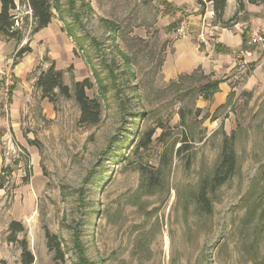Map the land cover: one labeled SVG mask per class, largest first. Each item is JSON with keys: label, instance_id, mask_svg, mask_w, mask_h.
Here are the masks:
<instances>
[{"label": "rangeland", "instance_id": "rangeland-1", "mask_svg": "<svg viewBox=\"0 0 264 264\" xmlns=\"http://www.w3.org/2000/svg\"><path fill=\"white\" fill-rule=\"evenodd\" d=\"M248 4L231 26L246 25ZM168 9L162 0H78L83 30L70 13L63 23L54 12L49 30L41 29L38 38L28 8L14 10L23 42L32 38L44 51L28 81L49 67L53 55L69 87L90 79L86 93L100 100L102 112L96 124L81 125L73 98L57 95L50 102L34 80L12 118L8 94L1 107L0 264H20L19 245L6 240L11 220L24 225L17 237L27 240L33 264H74L77 227L93 264H264V48L245 68L234 67L239 78L232 80L236 89L227 102H203L192 90L209 73L196 71L192 79L175 82L177 77L175 84L163 79L174 32L168 25L179 18L172 20ZM66 23L99 48L90 41L83 42L84 50L76 46ZM104 60L116 77L108 75ZM254 65L260 72L245 87ZM91 67L107 87L104 97ZM230 137L236 169L208 194L207 214L196 192L212 176ZM46 230L67 247L64 260L54 259Z\"/></svg>", "mask_w": 264, "mask_h": 264}, {"label": "trees", "instance_id": "trees-1", "mask_svg": "<svg viewBox=\"0 0 264 264\" xmlns=\"http://www.w3.org/2000/svg\"><path fill=\"white\" fill-rule=\"evenodd\" d=\"M0 0V35L14 40L16 47L23 40V33L21 31V27L15 26V15L14 10H16L20 5H23L28 8L30 11V15L33 19L34 26L31 30L32 34L38 32L39 30L45 28L49 25L51 20L54 17V12H56L59 18L64 23V13H70L74 18V23L76 22L79 27L83 30L81 26L79 12H77V2L78 0H66L65 6L62 4V0ZM165 8H171L170 3L166 0H162ZM236 2V12L229 19H224V10L226 7V0H198V4L201 8L204 7L206 3H210L212 5L213 17L211 24L218 25L223 28H228L232 25V23L237 22L236 16L238 13L245 12L244 3L245 0H235ZM246 2L250 4H260L264 3V0H246ZM82 6V4H81ZM168 10L166 12H168ZM165 12V11H164ZM74 23H66L64 26L66 33L74 40L76 46L80 49L84 50V41H90L97 48H99V44L94 41L91 37H88L86 34L77 37L75 33V25ZM176 22L169 24V30H174L176 27ZM74 26V27H72ZM78 28V27H76ZM249 30H244L242 33V44L241 48L243 49H252L254 47L248 46L247 36L249 34ZM214 48L216 51L224 49L219 43L214 44ZM30 47L28 44L22 45L17 48L16 53L14 55V59L12 62V66L17 63V59L21 58L24 54L30 52ZM126 63L129 62V58L123 56ZM161 64V61H160ZM107 71L108 75L111 77H116L113 73V69L106 65V61L104 60L102 63ZM92 73L96 78V82L98 84V89L101 97H104L107 93V87L103 83L100 78L99 71L91 67ZM196 71H202L200 68H196L190 74H182L178 76V80L175 82H179L180 80H189L193 78V74ZM206 80L203 83H200L196 87L193 88L195 98L201 97L204 100H211L214 93L218 91V85L220 83V79H215L212 77V74L209 73ZM173 80H171L170 84H175ZM34 86L40 91L41 97L47 99L50 102H54L57 95H61L65 98H73L79 108V119L78 122L81 125H94L96 124L101 117L102 112V104L98 98H90L86 90L92 87V83L89 78H84L80 81H73L72 88L64 83L62 77V71L55 68L54 62H51L47 69L41 70L36 79ZM13 86L10 89L12 91ZM117 91V89H116ZM179 112L181 114V118L184 119L186 114L180 109ZM158 127L163 128L162 125H158ZM231 137L224 141L220 159L218 165L213 171V174L208 179H204L201 181L199 188L196 192V203L199 206V209L204 213L209 214L211 212L212 204L209 200L208 194L217 190L220 186L226 183L230 177L233 175L236 169V154L233 149ZM113 158H118L116 155ZM0 188H3V183L0 182ZM25 233L24 225L17 220H11L8 223L7 232H6V240L11 243H17L20 247V264H33L34 256L32 252L29 250L27 240L23 238H18V234ZM74 235V245L73 250L75 254L76 261L74 264H93L90 260L87 259L84 251V246L80 242V232L77 227L73 233ZM46 243L49 250L54 252V259L64 260V252L67 251V247L62 245L61 242L57 239V236L50 233L48 230L45 231ZM6 264V263H3Z\"/></svg>", "mask_w": 264, "mask_h": 264}, {"label": "crops", "instance_id": "crops-1", "mask_svg": "<svg viewBox=\"0 0 264 264\" xmlns=\"http://www.w3.org/2000/svg\"><path fill=\"white\" fill-rule=\"evenodd\" d=\"M18 3L17 0H15ZM171 4L173 10L170 13L172 20L174 16H177L180 11L187 13L192 20L193 30L192 33L183 38H177L174 32L169 34L172 38L170 46L166 48L164 60L162 63V75L166 81L176 79L179 75L190 74L196 68H200L206 73H211L215 79H220L218 85V91L214 93L210 103L213 106H220L227 102L228 96L234 92L236 86L233 84L238 75L234 74V64L232 62L233 54L236 50L241 48L242 44V33L244 30L248 32L257 30L258 28L264 27V5L248 4L246 7L247 12L250 15V19L245 23L246 25L241 26L240 23L234 24L228 28H223L218 25H214L211 33V44L207 47L200 46L196 41V32L201 23V19L205 17L207 20L212 19L213 11L212 5L206 3L203 8L198 4V0H166ZM226 7L224 10V19L229 18L234 12H236V3L234 1L226 0ZM22 6V5H20ZM168 13V14H170ZM170 15H167L169 17ZM52 21V20H51ZM51 22L45 28L49 30ZM46 30V31H47ZM41 31V30H39ZM39 31L34 33V38L43 36L39 34ZM33 39L31 38L28 42L23 40L16 47L14 40L8 39L0 35V131L5 132L6 122L2 113V73L9 71L14 79V85L12 89V95L10 98V111L11 117L15 118L16 111L21 104L24 92L27 90L28 83L34 82L36 76L28 81L27 75L30 73L35 64L42 60L44 51H38L32 44ZM219 43L224 46V49L216 51L214 44ZM22 44H28L30 52L24 54L21 58L17 59V63L12 66L14 55L17 48ZM51 62L55 61L53 55H49ZM252 60H256V54L252 57ZM50 62V63H51ZM256 65V64H255ZM248 72L246 77L245 87H249L253 80L258 76L260 68L257 66ZM44 68L46 65L44 64ZM233 80V83H232ZM201 98V97H200ZM202 100V98H201ZM206 102V100H202ZM2 157L0 154V165Z\"/></svg>", "mask_w": 264, "mask_h": 264}, {"label": "built area", "instance_id": "built-area-1", "mask_svg": "<svg viewBox=\"0 0 264 264\" xmlns=\"http://www.w3.org/2000/svg\"><path fill=\"white\" fill-rule=\"evenodd\" d=\"M179 18L174 29V35L177 38H183L192 33L193 24L189 15L184 11H180L178 14ZM16 18V17H15ZM18 25L17 18L15 19V26ZM214 25L211 24L205 17L201 19V23L196 32V41L201 46H209L211 44V33ZM248 46L254 47L252 49H243L240 48L236 50L232 57V62L234 66L239 68H245L249 62V58L254 56L255 51L258 48H264V32L260 30H254L247 36ZM264 62V56H263ZM2 76H4V80H2V98L3 99V107L7 104L8 94L10 93L11 86L14 84L13 76L9 71L3 72Z\"/></svg>", "mask_w": 264, "mask_h": 264}, {"label": "bare ground", "instance_id": "bare-ground-1", "mask_svg": "<svg viewBox=\"0 0 264 264\" xmlns=\"http://www.w3.org/2000/svg\"><path fill=\"white\" fill-rule=\"evenodd\" d=\"M167 244V243H166Z\"/></svg>", "mask_w": 264, "mask_h": 264}]
</instances>
